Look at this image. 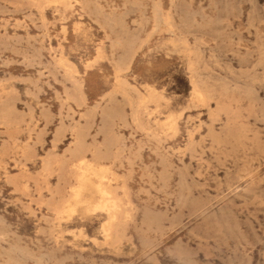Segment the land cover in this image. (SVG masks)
I'll list each match as a JSON object with an SVG mask.
<instances>
[{
	"label": "rangeland",
	"instance_id": "374dc122",
	"mask_svg": "<svg viewBox=\"0 0 264 264\" xmlns=\"http://www.w3.org/2000/svg\"><path fill=\"white\" fill-rule=\"evenodd\" d=\"M52 1L0 0V264H264V0Z\"/></svg>",
	"mask_w": 264,
	"mask_h": 264
},
{
	"label": "bare ground",
	"instance_id": "6f19581e",
	"mask_svg": "<svg viewBox=\"0 0 264 264\" xmlns=\"http://www.w3.org/2000/svg\"><path fill=\"white\" fill-rule=\"evenodd\" d=\"M53 1L58 2V0H53ZM66 1L67 0H65V2ZM73 1H75V0H73ZM83 1L86 5L89 4V1H87V0H83ZM63 2H64V0L62 1V3ZM59 4H60V2H59ZM67 8L69 9V7H67ZM101 11L102 10L98 6L95 7V12L101 13ZM112 18H114V17H112ZM122 22H121V24L119 23L120 27H121V25H122V27L124 26L122 24ZM117 24H118V20H117ZM123 34H124V32H123ZM111 47H112V50L115 52L121 51L119 56L117 57L116 62H115V71H116L117 80H118V86L116 88V91L117 92H124L126 90L122 86L120 80L124 79L122 77V74H124L130 70L131 63H132V60H133V57L135 54V48L133 47V44H128V43L124 44V43H120V42H118V43L116 42V43L112 44ZM237 78H239V77H237ZM197 94H199V96L202 97V93H200L199 91H197ZM165 122H167V121H165ZM172 124H174V123H172ZM77 167L80 170V174L76 178V184L72 187L71 194H70L71 200L69 202H71V204H78V203L85 202L88 204L87 205L88 207H93L95 209H100V210L104 211L107 219H109V222L104 226V234L107 238H110L115 231L114 223L117 219H119V213H120V209H121V203L120 202L122 200L120 201L115 196L114 192L111 190V188H110L111 186H109L105 183V176L102 174V170H95L94 165L90 162L85 161L84 159L79 160V164L77 165ZM95 179H97V181H95ZM89 193L99 194V200L97 202H93L92 199L86 198V195Z\"/></svg>",
	"mask_w": 264,
	"mask_h": 264
}]
</instances>
